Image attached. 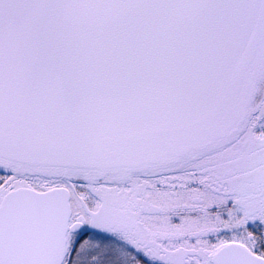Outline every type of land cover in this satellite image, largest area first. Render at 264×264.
Segmentation results:
<instances>
[{
    "label": "snow or ice",
    "instance_id": "1",
    "mask_svg": "<svg viewBox=\"0 0 264 264\" xmlns=\"http://www.w3.org/2000/svg\"><path fill=\"white\" fill-rule=\"evenodd\" d=\"M0 264H264V0H0Z\"/></svg>",
    "mask_w": 264,
    "mask_h": 264
}]
</instances>
